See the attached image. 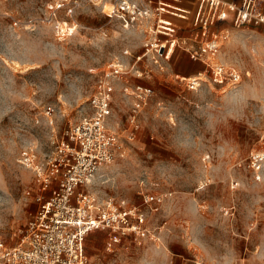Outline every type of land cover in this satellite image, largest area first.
I'll use <instances>...</instances> for the list:
<instances>
[{
  "label": "rangeland",
  "instance_id": "374dc122",
  "mask_svg": "<svg viewBox=\"0 0 264 264\" xmlns=\"http://www.w3.org/2000/svg\"><path fill=\"white\" fill-rule=\"evenodd\" d=\"M113 4L0 0V240H20L37 207L33 159L90 110L106 77L120 153L88 189L135 206L143 219L136 240L91 231V263L264 264V24L225 20L214 60L181 46L170 58H136L158 16L123 20ZM215 61L235 69L238 82L226 74L217 83ZM136 85L151 88L139 107Z\"/></svg>",
  "mask_w": 264,
  "mask_h": 264
},
{
  "label": "built area",
  "instance_id": "2783aa9c",
  "mask_svg": "<svg viewBox=\"0 0 264 264\" xmlns=\"http://www.w3.org/2000/svg\"><path fill=\"white\" fill-rule=\"evenodd\" d=\"M152 2L146 0L138 6L132 0H114L111 8L113 15L132 22L153 13L158 16L148 38L149 48L136 58H170L181 46L192 57L214 60L228 35L225 27L217 29L225 20L232 18L233 27L264 24V0H198L190 27L181 33L173 18L188 19L190 10L157 0L153 12ZM208 65L217 83L226 74L233 83L240 78L235 69L228 70L218 61ZM199 80L193 78L190 85H198ZM111 90L110 81L101 77L90 110L64 127L40 161L33 159L37 207L15 245L6 246L0 240V264H92L84 250L91 231L107 230L113 242L128 235L135 240L139 237L143 216L135 206H123L88 189L101 169L120 153L118 134L107 122ZM150 91L144 85L135 86L132 93L138 96L137 107ZM130 121L136 123L134 115ZM106 249L110 251V245Z\"/></svg>",
  "mask_w": 264,
  "mask_h": 264
},
{
  "label": "crops",
  "instance_id": "0c3cea01",
  "mask_svg": "<svg viewBox=\"0 0 264 264\" xmlns=\"http://www.w3.org/2000/svg\"><path fill=\"white\" fill-rule=\"evenodd\" d=\"M195 1L197 3V0H195ZM176 2L178 5H181V6L190 10V14H189L190 18H188V19L183 20V19L176 18V17L173 18L174 22L176 23L177 27L179 28V31L185 33L187 31V28L190 27L191 18L193 16V12L195 11L197 5L194 6V4H190V2H192V1H190V2L188 1L187 3H184V2L182 3L181 1H176Z\"/></svg>",
  "mask_w": 264,
  "mask_h": 264
}]
</instances>
